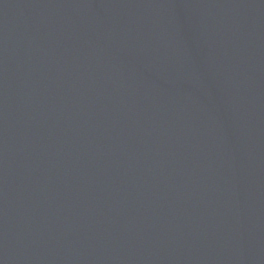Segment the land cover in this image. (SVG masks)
<instances>
[{
  "label": "water",
  "instance_id": "water-1",
  "mask_svg": "<svg viewBox=\"0 0 264 264\" xmlns=\"http://www.w3.org/2000/svg\"><path fill=\"white\" fill-rule=\"evenodd\" d=\"M0 264H264V0H0Z\"/></svg>",
  "mask_w": 264,
  "mask_h": 264
}]
</instances>
